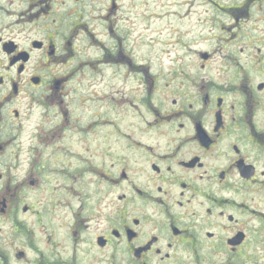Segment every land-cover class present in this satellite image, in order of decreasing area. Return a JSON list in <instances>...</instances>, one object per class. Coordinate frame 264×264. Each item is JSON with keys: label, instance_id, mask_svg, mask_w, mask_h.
<instances>
[{"label": "flooded vegetation", "instance_id": "1", "mask_svg": "<svg viewBox=\"0 0 264 264\" xmlns=\"http://www.w3.org/2000/svg\"><path fill=\"white\" fill-rule=\"evenodd\" d=\"M263 3L166 0L221 48L157 71L122 0H0V264H264Z\"/></svg>", "mask_w": 264, "mask_h": 264}, {"label": "rangeland", "instance_id": "2", "mask_svg": "<svg viewBox=\"0 0 264 264\" xmlns=\"http://www.w3.org/2000/svg\"><path fill=\"white\" fill-rule=\"evenodd\" d=\"M169 1L176 2V0ZM165 2L166 0H122L120 6H122L123 18L120 24L131 32L133 39L129 44L130 54H133V56L130 55L131 58L145 65H154V69L158 71L159 65L170 64L169 59L174 58L175 55L180 59V63L198 65V52L221 48L220 40L208 39L207 34L213 25L210 22H201L209 20L210 16L204 8L186 5L182 8L174 7V5L165 6ZM259 9L261 10L259 13L252 11L250 32L258 33L259 36L254 37L264 40V20H259L264 19V3L262 9L260 7ZM128 16L130 19L126 20ZM178 34H182L180 39L183 40H179ZM123 46L127 47L124 42ZM86 53L90 57L100 56L99 51ZM224 55L225 53H220L219 50L215 54V59L209 63L212 74H217L216 70L220 71L221 64L228 62ZM240 59L244 63L242 58ZM227 73L219 72L221 76ZM0 174H5V168L2 165H0ZM14 175L20 177L19 171L14 170Z\"/></svg>", "mask_w": 264, "mask_h": 264}]
</instances>
